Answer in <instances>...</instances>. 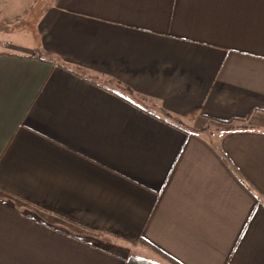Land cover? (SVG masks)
<instances>
[{
    "label": "crops",
    "instance_id": "obj_1",
    "mask_svg": "<svg viewBox=\"0 0 264 264\" xmlns=\"http://www.w3.org/2000/svg\"><path fill=\"white\" fill-rule=\"evenodd\" d=\"M148 263L264 264V0H0V264Z\"/></svg>",
    "mask_w": 264,
    "mask_h": 264
},
{
    "label": "rangeland",
    "instance_id": "obj_2",
    "mask_svg": "<svg viewBox=\"0 0 264 264\" xmlns=\"http://www.w3.org/2000/svg\"><path fill=\"white\" fill-rule=\"evenodd\" d=\"M35 15V13H33L32 15H31V18L28 20H19L18 22H16V23H14V26H13V30H16V29H22L23 27H25V26H27V24L28 25H30L31 23H32V21L34 20L33 18V16ZM26 22H29V23H26ZM210 133L212 132V131H209ZM130 248V252H131V247H129ZM127 251V249H124V251ZM136 250V249H135ZM161 263V262H160Z\"/></svg>",
    "mask_w": 264,
    "mask_h": 264
},
{
    "label": "trees",
    "instance_id": "obj_3",
    "mask_svg": "<svg viewBox=\"0 0 264 264\" xmlns=\"http://www.w3.org/2000/svg\"><path fill=\"white\" fill-rule=\"evenodd\" d=\"M149 264V263H148Z\"/></svg>",
    "mask_w": 264,
    "mask_h": 264
}]
</instances>
